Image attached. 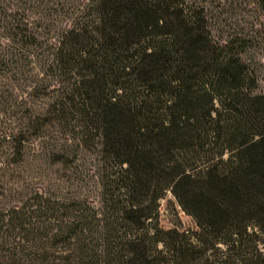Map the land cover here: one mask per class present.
Segmentation results:
<instances>
[{"label":"trees","instance_id":"16d2710c","mask_svg":"<svg viewBox=\"0 0 264 264\" xmlns=\"http://www.w3.org/2000/svg\"><path fill=\"white\" fill-rule=\"evenodd\" d=\"M210 25L200 0H0V264H264V91ZM35 143L82 196L23 183ZM167 192L194 228L160 223Z\"/></svg>","mask_w":264,"mask_h":264},{"label":"rangeland","instance_id":"374dc122","mask_svg":"<svg viewBox=\"0 0 264 264\" xmlns=\"http://www.w3.org/2000/svg\"><path fill=\"white\" fill-rule=\"evenodd\" d=\"M205 4L206 13L211 23V29L215 38L232 37L240 41V56L257 79L256 92L264 91V5L257 0H200ZM238 47V48H239ZM31 147V148H30ZM39 148L35 143L26 147V160L24 162V182L29 188H37L44 192L67 196L75 192V196H82L77 193V181L75 178L82 169L80 166L70 164H52L45 158L32 160L31 149ZM87 156V157H86ZM87 166L91 153L85 154ZM42 159H45L46 162ZM84 168V166H83ZM78 182V181H77ZM93 191L82 190L89 196H95V187L88 184ZM160 223L165 226L177 223L184 228H194L192 216L185 213L170 192H167L160 199L159 206Z\"/></svg>","mask_w":264,"mask_h":264}]
</instances>
